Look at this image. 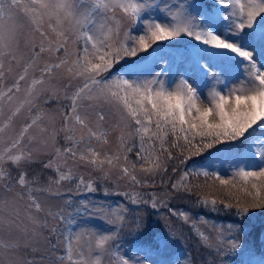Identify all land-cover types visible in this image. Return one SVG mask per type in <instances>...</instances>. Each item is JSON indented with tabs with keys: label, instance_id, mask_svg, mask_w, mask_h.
<instances>
[{
	"label": "snow or ice",
	"instance_id": "obj_1",
	"mask_svg": "<svg viewBox=\"0 0 264 264\" xmlns=\"http://www.w3.org/2000/svg\"><path fill=\"white\" fill-rule=\"evenodd\" d=\"M45 95L66 103L45 111ZM213 154L259 167L235 163L240 186L211 168L187 170L193 157ZM35 165L55 178L41 184ZM79 168L131 185L159 179L165 195L195 196L217 211L264 209V0H0V264H197L195 252L175 255L174 233L121 251L131 244L121 243L125 229L137 238L145 231L127 222L126 206L80 201L75 213L45 211L39 196L63 181L97 191ZM190 175L213 184L190 185ZM216 181L220 200L204 192ZM130 200L190 219L156 193ZM76 215H100L111 227H67ZM228 231L218 241L200 233L203 245L217 258L245 253L246 264H264L237 242L242 229Z\"/></svg>",
	"mask_w": 264,
	"mask_h": 264
},
{
	"label": "rangeland",
	"instance_id": "obj_2",
	"mask_svg": "<svg viewBox=\"0 0 264 264\" xmlns=\"http://www.w3.org/2000/svg\"><path fill=\"white\" fill-rule=\"evenodd\" d=\"M156 15V13H154ZM83 46V41H80L78 47ZM38 75V74H37ZM45 97H42L39 101L40 105L45 111H52L55 108L60 107L61 104L66 103L61 100H49L48 103H45ZM138 143V140L136 141ZM60 145H63L62 139L59 141ZM159 155V153H157ZM129 161L135 160L134 153H130ZM195 158V157H193ZM123 159V158H121ZM235 163H239L241 167L247 166L249 170H253L259 167V161L257 160H248L244 159L242 162L237 160L233 162L231 158L227 162H221L220 160L216 159V156L213 158L211 162H209L206 168H211L212 170L219 171L224 178H231L233 182L236 183L238 186L242 184V181L238 176H234L233 173L235 169ZM171 167V166H170ZM67 171V169H64ZM33 172L40 175V183L46 184L48 178L51 176L55 178L56 174L53 170H42L39 165H35L32 169ZM184 171V168H181V173ZM189 171V170H188ZM191 173V171H189ZM74 173L76 176H83L85 180H91L94 182V185L97 187V191L94 193H87L86 189L81 186L80 190L77 191V180L74 178L72 181H63L60 185H54L52 188V194L44 193L39 196L40 202L43 204L45 211L51 210L56 212L60 209H64L65 213H75L76 208L81 207L80 201H85L86 203L96 206H103L105 209L115 208L117 205L123 209L125 206L127 207L126 217L127 222L131 223L133 220H137L141 223L142 227H145V231L143 234H138V238L133 245L139 242H147L151 233H155L156 235H165L167 236L168 233H174L172 237H169L171 241V247L175 250L176 256H183L189 253L195 252L197 264H219L220 260L223 258V255L226 253H222L219 258L215 256V249H209L207 246L203 245V242L200 237V233H203L205 236H208L210 241L213 240H220L222 237L218 235L219 232L223 233L224 237H227L234 233H229V228H239L237 224H222L215 222L212 219H194L192 213L186 209L185 201L189 199L188 197L184 198H172L171 194L165 195L167 189H161L159 179L156 180L155 186H150L149 184H145L144 186L141 185H131L127 181H118L115 178H110L108 181H102L99 179V173L88 170L85 168L74 169ZM138 178H143L144 174L139 170L137 167L136 173ZM169 175L172 176L173 180L179 179V174H172L169 172ZM186 183L190 185H204L213 184L212 179H208L207 181L201 175L199 177L191 176L188 178ZM105 190H107V194H105ZM59 192V195H55L56 192ZM234 191V189H233ZM127 192L129 195L125 196L124 193ZM205 194H208L210 198H215L220 200L224 198V189L219 186V182H215V189L214 190H204ZM119 193V195H117ZM156 193V195L163 196L165 200L173 208L177 209L178 211L186 212L189 216V221L184 223L182 220L177 219L174 216L169 215V210L166 208H160L159 212H154L150 207L146 205H135L131 203L130 197L132 195H142L145 198L150 196L151 194ZM82 195V196H81ZM81 196V197H80ZM192 204H189V209ZM264 210V209H262ZM257 211V210H256ZM255 211V213H256ZM254 212V211H253ZM262 212V211H261ZM253 213V216H256ZM262 221H264V215L261 214ZM115 219V217H111ZM41 221L45 219L44 214L40 215ZM75 223L73 225L67 226L72 227L75 229L81 228H90L96 229L101 232H106L111 225L107 223L105 217L100 215H93L91 218L88 216H75ZM254 219V218H253ZM49 223H52V218L47 217ZM257 221L256 219L252 220ZM27 223V221H25ZM195 223V231L191 228V225ZM60 228L67 231V227L64 224L59 225ZM253 228H248L245 233L239 235V239H246L250 238L253 235ZM128 230L125 229L124 233H122V240L129 241L132 235L127 234ZM43 236H49V232L46 229L42 230ZM238 239V243L243 244L244 246L246 243H242ZM43 245V240L41 239L37 243V248H40ZM132 245V246H133ZM129 247L127 243L123 244L121 251H126ZM31 258V257H30ZM35 258L37 260L40 259V253L37 252L35 254ZM258 258L257 260H259Z\"/></svg>",
	"mask_w": 264,
	"mask_h": 264
},
{
	"label": "trees",
	"instance_id": "obj_3",
	"mask_svg": "<svg viewBox=\"0 0 264 264\" xmlns=\"http://www.w3.org/2000/svg\"><path fill=\"white\" fill-rule=\"evenodd\" d=\"M214 156L215 154L211 156H206V157L192 158L188 162L187 170L192 172V169L194 167L200 166V165L204 166ZM195 201H196L195 196H192L191 198L187 199V201H185V207L187 210H189L192 213L194 219L199 220V219L205 218V219H212L215 222L222 223V224L223 223L224 224L226 223L227 224H237L239 228L242 229V233L240 234L245 233L248 228L250 229L253 228L252 237L246 238V239L240 238L239 240L242 243H246L244 247L247 250H250V252L253 254V257L255 258L264 257V221H262L261 219L262 218L261 214L264 215V210L251 209L247 215L240 216L236 214L235 209L227 210V209H224L222 205H218L219 210L217 211V210H213L211 205L206 206V207L198 206ZM189 204H192L190 209H189ZM253 213H255L256 216H253L252 215ZM253 218L256 219L257 221L253 222L252 221L254 220ZM191 228L193 229V231L196 230L195 227H193V225H191ZM156 236L157 235L152 232L147 241L152 240L154 242ZM129 241H131V244H128V245L132 246L134 242L136 241V238L134 236H131V239ZM249 259L250 257L245 253H241L240 255H237L236 253L226 252L223 255V258L221 260L223 261V264H246V262Z\"/></svg>",
	"mask_w": 264,
	"mask_h": 264
}]
</instances>
